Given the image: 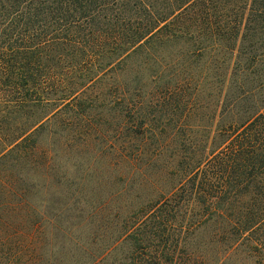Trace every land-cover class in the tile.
I'll use <instances>...</instances> for the list:
<instances>
[{
	"label": "trees",
	"instance_id": "16d2710c",
	"mask_svg": "<svg viewBox=\"0 0 264 264\" xmlns=\"http://www.w3.org/2000/svg\"><path fill=\"white\" fill-rule=\"evenodd\" d=\"M103 194L135 221L86 264L264 241V0H0V246L65 262L57 226L83 223L60 214Z\"/></svg>",
	"mask_w": 264,
	"mask_h": 264
},
{
	"label": "rangeland",
	"instance_id": "374dc122",
	"mask_svg": "<svg viewBox=\"0 0 264 264\" xmlns=\"http://www.w3.org/2000/svg\"><path fill=\"white\" fill-rule=\"evenodd\" d=\"M204 113V111H203ZM202 113V114H203ZM92 205L94 204H100V206H104L98 215H96L93 219L91 217V214H89V210L86 208H83L87 202ZM79 200L77 201L78 207L76 210H74L73 213H62L60 214L61 217H64L67 219L70 217L73 219L76 215L79 214V216L82 218V225H77L76 229H65L62 228V226H57L59 229L60 234H71V242L65 241L64 245L66 246V255L64 258L66 259L65 262H62L60 264H78L77 261H80V264L84 263L86 264V257L89 255L94 258L96 253H99L101 251V247L103 244L113 243L109 239V237H112V234L110 235L107 232L108 228V220L111 219V221L114 218H117V221L114 223H117L121 226V223L125 220H128L130 222L135 221L133 219H130L131 216L125 215L124 213V207H122V203L119 199H116L115 197L105 195L103 194L99 198H91L89 196L88 200ZM121 207L118 209V207ZM64 209H62L63 211ZM61 211V212H62ZM81 211V212H80ZM60 212V213H61ZM24 217V216H23ZM104 219V223L101 224L99 222L100 220ZM92 221V224L89 225V221ZM61 222V221H60ZM128 222V226H132V223ZM119 227V226H118ZM25 228V227H24ZM54 228L51 230V226L48 224H43L41 227V235H40V241H42L44 244L42 246V260L45 263L48 259L49 253H51V248L54 246H60V242L52 241L51 238H53L56 234H58V229ZM18 231H25L26 229H23L21 227H16ZM15 230V231H17ZM115 231V230H114ZM113 231V232H114ZM262 235H264V229ZM65 233V234H63ZM74 233V234H72ZM8 235L11 236V231L8 232ZM78 235V236H76ZM258 235H260L258 233ZM66 236V235H65ZM16 237V236H15ZM95 237V238H94ZM74 238V239H73ZM264 239V238H263ZM22 241L24 239L18 240L19 245L16 249H13L12 246L9 247H1L0 246V264H10L11 261H13V264H22L25 260V256L28 255L29 249L28 247L25 248V246H22ZM37 241V242H40ZM56 243V245H55ZM255 242H247L239 247H237L233 252L229 253L227 256V259L222 264H264V241L260 243V245H254ZM124 249V244H121L116 250L122 251ZM221 250L223 248H220ZM220 250V251H221ZM225 252H222V256ZM100 260V259H99ZM113 262L112 257L108 256L104 260L98 261L96 264H111ZM116 264V263H112Z\"/></svg>",
	"mask_w": 264,
	"mask_h": 264
}]
</instances>
